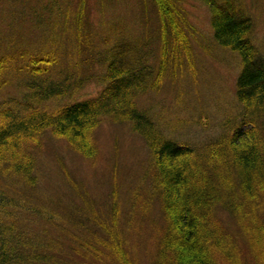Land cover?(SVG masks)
I'll list each match as a JSON object with an SVG mask.
<instances>
[{
	"label": "trees",
	"instance_id": "16d2710c",
	"mask_svg": "<svg viewBox=\"0 0 264 264\" xmlns=\"http://www.w3.org/2000/svg\"><path fill=\"white\" fill-rule=\"evenodd\" d=\"M152 1L151 18L157 21L158 36L145 40L144 52L138 45L146 38L143 27H138L135 37L119 35L115 29L120 19H112L93 50L78 56L86 64L78 78L76 57L70 53L63 56L67 65L58 66L53 80L40 76H48L58 65V52L45 43L27 53L28 62L21 64L30 77L23 85L27 91L0 102V264H62L65 259L84 264L87 257L97 264H137L133 256L123 253L125 236L130 235L125 227L130 214L121 229L114 222L121 210L118 200L112 210L114 235L103 226L101 215L94 210L96 201L87 193L78 197L72 189V203L63 206L62 199L56 207L40 208L27 191L41 186L34 156L48 137L64 140L74 152L94 159L98 154L95 132L104 118L128 125L150 150L148 193L159 202L164 220L154 264H264V51L253 40V17L244 0H199L210 11L212 41L239 61L236 98L241 121L240 125L231 121L222 136L195 147L168 136L142 102L160 88L163 75L189 64L191 45L185 8L189 0ZM75 15L71 18L67 10L63 23L55 27L64 32L67 26L75 27L79 37L82 17ZM87 16L84 33L88 36L101 24L92 22L89 13ZM49 29L41 24L32 27L47 36ZM109 32L115 35L113 40L108 38ZM71 38L74 44L88 40ZM177 43L185 63L170 61V48ZM6 48L0 43V92L11 85L2 75ZM89 83L99 85L100 92L78 99ZM77 93V99L69 97ZM45 103L49 106H42ZM219 208L230 213V225L218 217ZM21 210L27 211V223H43L45 233L36 232L34 237L45 236L47 244L36 242L32 232L15 225ZM101 236L113 255L108 263ZM57 240L59 249L51 242ZM243 252L249 256L244 257Z\"/></svg>",
	"mask_w": 264,
	"mask_h": 264
},
{
	"label": "rangeland",
	"instance_id": "374dc122",
	"mask_svg": "<svg viewBox=\"0 0 264 264\" xmlns=\"http://www.w3.org/2000/svg\"><path fill=\"white\" fill-rule=\"evenodd\" d=\"M244 1L255 23L253 40L264 51V0ZM185 8L189 18L192 45L189 48V64H183L182 70L163 75L160 88L151 91L142 102L151 109L159 126L168 136L179 143L197 147L222 136L231 121L234 120L236 125H240L241 118L238 117L241 108L236 98V79L240 64L231 54L217 47L212 41L208 6L199 0H189ZM67 10L73 19L76 13L82 17V22L79 23L80 38L76 35L78 29L75 27L67 26L66 32L63 28L55 27L63 23ZM152 10H154L152 0H0V43L7 47L3 54L6 63L2 75L7 77V84H11L0 92V102L9 95L21 97L27 91L23 85L30 77L22 65L28 62L27 53L34 52L36 44L38 46L40 44L42 48V44L46 43L49 49L58 52L59 58V63L51 70L52 72L40 78L53 80L58 66L61 63L63 66L67 65L63 56L68 53L76 57L74 66L79 69V73L75 72L78 78L86 71V64H83L78 56L85 53L87 55L88 50H93L97 37L104 33L105 26L110 25V20L120 19L124 26L119 24L115 32L118 31L119 35L128 34V37H135L141 25L144 36L146 35V38L138 43L141 50L146 39L158 36L157 21L151 18ZM88 13L92 22L101 25L87 36L84 33L86 31L84 26ZM172 19L179 21L174 14ZM35 24L50 27L48 36L41 30H32ZM107 35L110 40L115 38L112 32ZM71 36L79 39L88 37V40L85 43L74 44ZM140 53L138 50V55ZM182 54L180 44H175L170 48V61L178 63L183 60ZM183 62L185 63V59ZM100 90L99 85L89 83L80 91L81 94L79 93L77 98L94 97ZM76 95L78 93L69 97L75 100ZM42 106L47 107L49 103ZM94 141L98 154L94 159H87L84 155L74 152L66 141L48 137L44 148L34 156L38 167L36 175H40L37 184L40 182L41 186L28 187V194L41 208L47 205L56 207L62 199L63 206L72 203L73 197L70 196L72 189L78 197L87 193L89 199L96 201L94 210L97 211V216L101 215L99 218L103 226L112 232L113 203L118 200L121 210L114 222H118L121 229L130 214L125 226L130 235L125 236L127 246L123 253L133 256L137 264H154L164 220L159 202L148 193L150 182L146 179V173L151 156L148 145L145 139L132 132L128 125L113 123L109 118L103 119L95 132ZM24 204L27 206V201ZM220 209H217L218 217L225 223H231L230 213ZM19 212L16 214L15 225L22 227L26 232L28 229L34 239L36 232L45 233L42 229L43 223L40 221L35 223L34 220L29 224L27 211ZM117 233L122 232L117 230ZM102 235L108 236L103 230ZM45 239L44 236L35 240L47 244ZM59 241H51L57 249L60 248L57 244ZM100 242L104 252L108 250L105 258V262L108 263L113 255L102 242V236ZM245 253L243 252L244 257H248L249 255ZM86 261L88 263L84 264L99 263L91 257H87ZM62 262L76 264L66 259Z\"/></svg>",
	"mask_w": 264,
	"mask_h": 264
}]
</instances>
